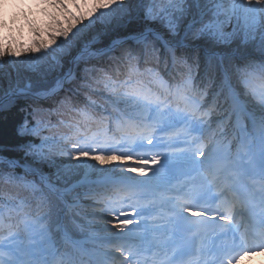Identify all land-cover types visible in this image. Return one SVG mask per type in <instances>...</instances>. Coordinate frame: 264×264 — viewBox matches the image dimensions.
Instances as JSON below:
<instances>
[{"label":"snow or ice","instance_id":"6c2138e0","mask_svg":"<svg viewBox=\"0 0 264 264\" xmlns=\"http://www.w3.org/2000/svg\"><path fill=\"white\" fill-rule=\"evenodd\" d=\"M42 3L46 19L37 26L24 10ZM187 3L12 0L17 11L9 20L6 0H0V69L16 63L4 57L25 55L33 72H62L53 86L35 91L31 83L10 82L0 97V111L21 98L31 101L22 109L27 115L17 130L31 139L19 146L21 159L0 156V180L23 186L33 196L0 197V264H237L245 255L264 251V63L225 67L222 58L216 65L210 59L200 75L199 59L187 44L175 41L180 19L189 12ZM192 3L200 8L201 0ZM203 4L199 26L189 25L186 40L207 38L220 45L259 36L264 45V0ZM21 16L31 36L27 45L15 44L17 29L23 32ZM134 20L142 22L139 30L112 40L107 50L92 51L111 30ZM157 21L173 39L152 26ZM129 41L133 46H125ZM116 49L120 55L110 57L106 67L87 66L91 58ZM81 62L86 66L78 77ZM66 85L70 94L60 96ZM82 89L84 104L76 100ZM89 93L102 96L104 103ZM63 156L96 177L87 199L90 215L103 219L105 235L90 232L91 249L73 241L67 230L58 238L61 228L48 223L50 197L60 199L71 190L60 186L64 181L56 159ZM144 156L148 160L138 167L117 163ZM154 164L159 167L153 169ZM177 164L199 171L201 181L181 179L185 173L177 172ZM44 165L56 171L45 173ZM70 207L79 209L80 199L73 198ZM165 208L167 215L151 222L137 219ZM82 219L88 226L95 222Z\"/></svg>","mask_w":264,"mask_h":264},{"label":"trees","instance_id":"16d2710c","mask_svg":"<svg viewBox=\"0 0 264 264\" xmlns=\"http://www.w3.org/2000/svg\"><path fill=\"white\" fill-rule=\"evenodd\" d=\"M44 4L42 3L39 8L32 6L30 8H26L24 11L29 12L31 14V19H33L37 26H42L43 21L46 19ZM187 7L189 12L187 15L183 16L180 19V30L179 35L175 37L176 42H186L188 46V50L192 56L197 57L200 62L199 74L204 75L206 68L208 67L209 60L211 59L212 64L216 65L218 60L208 55L204 52L203 48L208 50H219L225 51L229 54L238 53L232 55H226L222 57L223 63L225 67L232 66H243L247 63H252L254 65H259L264 63V45H262L260 37L257 36L255 39H249L247 42H241L239 38H233L228 44H213L207 38H201L200 40H191L185 39V32L188 31L189 25H193L194 27L199 26V22L201 20L200 10L204 7L203 0H201L200 8H197L195 4L192 3V0H188ZM48 11H55L54 9H48ZM140 15L142 17V10L140 11ZM22 21L25 23L23 16L20 17ZM205 20L208 19V16L204 17ZM11 20V18H10ZM86 23V22H85ZM141 21H133L124 26H118L115 29L111 30L107 35L103 36L100 42L94 45V48H105L111 44L112 40L120 39L129 36L134 31H137L141 28ZM153 27H155L159 32H161L166 39H173L170 34L167 32V29L163 28L159 21L153 22ZM24 28L27 31H23L22 33L17 29L15 35V44H18L20 41H23L25 45L30 42V32L27 26V22L24 25ZM229 31H231V26H229ZM4 35H8L7 30H4ZM10 41H5L8 43ZM14 44V46H15ZM127 47H131L132 42L129 41ZM160 47V45H157ZM164 50L161 47V55H163ZM75 55V50L73 51ZM240 54H250L249 57H240ZM30 55V54H29ZM38 55V54H37ZM120 50L116 49L113 51H106V54L103 56L93 57L90 59L87 66H91L93 64L98 67H106L111 63L110 57L119 56ZM16 61L15 64L5 63L4 68L0 69V97L3 96V93L8 90L9 83H15L17 81L20 82L21 86H24L26 83H31L33 85V90H38L43 87H51L54 85L57 78L62 75L60 69H56L53 71L44 72L43 75L38 74L37 72L31 71L27 66V57L22 55L20 57H4L5 61L9 60ZM25 62V63H21ZM86 65L81 62L79 65V71L77 73L78 77L83 75V68ZM68 67V63L65 62V70ZM43 72V68L40 70ZM211 74V73H210ZM216 80L219 81L220 74L217 71L215 73ZM75 87V85L73 86ZM84 91L76 96V100L80 104H84L86 102ZM65 94H70L68 92V86H65V89L61 90L60 96ZM92 95L93 99H96L98 103H104L102 96L89 93ZM31 101L25 100L23 98L19 99L15 105L12 107L0 111V156H4L7 158H16L21 159L24 156V153L19 149V146L25 143L27 140L31 139V137H22L18 135V127L23 123L25 116L27 113L22 109L26 108L27 104ZM45 106L49 105L47 101H41ZM107 107V105H105ZM256 112H260V110L254 109ZM31 158H28L30 162ZM23 162V160H22ZM57 166H59L62 173V180L64 181L61 184V187H68L71 190L65 194V197L69 200L70 205L73 202V198L78 197L80 199V207L79 209L73 210L70 206L68 209H65L61 202L58 201L56 197H50L53 202L52 207V221L48 222L54 224L61 219V216L64 215V225L69 233L77 238L88 237L89 233L95 231L97 233L104 232L102 225L104 223L103 219L99 216L93 218L90 213L92 212V207H90V201L87 199V196L91 193L90 190L94 188L95 184L85 183L83 179L90 178L96 179L94 175H92L88 169L85 167L77 166L78 162L73 160L70 156L57 157L56 159ZM93 163H95L93 161ZM124 163V162H117ZM3 167V166H0ZM105 167L111 168V165H105ZM43 171L48 174H52L56 171L55 167L49 168L47 165L43 166ZM89 174L85 176V173ZM16 173L18 175H23V171L20 168L16 169ZM74 186V187H73ZM19 196L20 198L33 199L32 193L29 190L23 188V186H18L15 184H6L3 180H0V197L2 196ZM2 202V201H0ZM75 211H80L81 215L76 216ZM82 217L92 220L94 219V223L91 226L86 224L85 219ZM57 237L59 238V234L57 233ZM93 244V243H91ZM91 244L89 246H91Z\"/></svg>","mask_w":264,"mask_h":264},{"label":"rangeland","instance_id":"374dc122","mask_svg":"<svg viewBox=\"0 0 264 264\" xmlns=\"http://www.w3.org/2000/svg\"><path fill=\"white\" fill-rule=\"evenodd\" d=\"M26 2L28 3H32V0H26ZM34 6V5H33ZM5 11H7L8 13V18L10 20V18L12 17V15L17 11L15 8H13L12 6V0H6V4H5ZM32 18V17H31ZM26 23V22H25ZM25 23L22 21V19L19 20V24L23 26V31H27L26 28H24ZM31 37V36H30ZM92 51H95L94 49H92ZM159 135L163 136V133H160ZM155 143V141H154ZM160 151H166V149H160ZM146 160H148V157L145 156ZM133 167V166H132ZM153 169L157 168V164H154L151 166ZM149 175H151V172L149 171L148 173ZM87 181H90V178H86ZM105 233V232H102ZM59 236H61V233H58ZM103 236V235H102ZM97 243H107L106 241H97Z\"/></svg>","mask_w":264,"mask_h":264},{"label":"bare ground","instance_id":"6f19581e","mask_svg":"<svg viewBox=\"0 0 264 264\" xmlns=\"http://www.w3.org/2000/svg\"><path fill=\"white\" fill-rule=\"evenodd\" d=\"M173 183H175V181H173ZM171 185H168V187H170ZM92 191V189L90 190V192ZM147 214H152V213H145L144 217H137V219H143V218H147L145 217Z\"/></svg>","mask_w":264,"mask_h":264}]
</instances>
